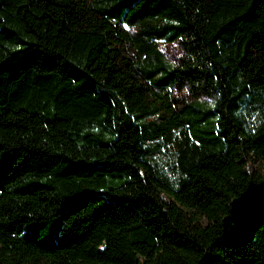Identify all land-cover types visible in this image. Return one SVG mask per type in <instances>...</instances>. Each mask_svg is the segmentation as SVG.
I'll use <instances>...</instances> for the list:
<instances>
[{"label": "trees", "instance_id": "obj_1", "mask_svg": "<svg viewBox=\"0 0 264 264\" xmlns=\"http://www.w3.org/2000/svg\"><path fill=\"white\" fill-rule=\"evenodd\" d=\"M0 264H264V0H0Z\"/></svg>", "mask_w": 264, "mask_h": 264}, {"label": "rangeland", "instance_id": "obj_2", "mask_svg": "<svg viewBox=\"0 0 264 264\" xmlns=\"http://www.w3.org/2000/svg\"><path fill=\"white\" fill-rule=\"evenodd\" d=\"M159 47L162 51V53L165 56V59L172 64H179L181 60L184 57V51L179 43V41L176 42H168L165 40H162L159 42ZM131 51H126L125 56H130ZM172 98L177 103L181 102H189L192 100V95L190 91L187 88L183 87H176L169 90ZM168 154L166 151L164 153L157 154L154 158L155 162L158 164H162L167 160Z\"/></svg>", "mask_w": 264, "mask_h": 264}]
</instances>
